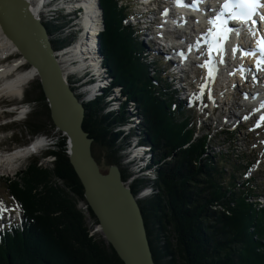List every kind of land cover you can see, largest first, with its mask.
Wrapping results in <instances>:
<instances>
[{
  "label": "trees",
  "instance_id": "1",
  "mask_svg": "<svg viewBox=\"0 0 264 264\" xmlns=\"http://www.w3.org/2000/svg\"><path fill=\"white\" fill-rule=\"evenodd\" d=\"M119 1L100 0L101 54L112 84L85 104L82 128L93 139V157L98 163L97 149L103 151L127 182L131 174L122 167L120 151L132 136L150 146L155 178L129 186L134 196L143 187L153 190L138 204L154 264H264V207L257 200L264 186H258L256 176L239 182L236 175L248 169L243 158L234 157L232 150L225 154L208 148L210 137L197 134L198 125L184 107L173 103L169 91L162 92L168 85L158 68L150 75L144 46L126 24L129 14ZM49 25L50 33H56V26ZM117 86L125 101L118 111L106 112L105 97ZM24 96L36 105L23 122L28 136L50 135L55 128L38 81L34 98L28 99L27 92ZM129 102L141 123L127 136L117 127L128 120ZM51 144L45 152L54 158L50 169L33 160L16 174L20 182L5 180L7 199L21 217L0 230V264H122L101 236L91 234L88 222L96 226L97 220L90 209L87 217L78 207L83 190L68 161L67 139Z\"/></svg>",
  "mask_w": 264,
  "mask_h": 264
},
{
  "label": "water",
  "instance_id": "2",
  "mask_svg": "<svg viewBox=\"0 0 264 264\" xmlns=\"http://www.w3.org/2000/svg\"><path fill=\"white\" fill-rule=\"evenodd\" d=\"M100 23L103 31V17ZM0 31L35 71L54 132L67 139L68 161L83 190L81 203L87 217L90 209L97 220L96 232L122 264H154L140 198L123 182L118 166L104 173L93 157V139L82 128L85 104L67 81L49 29L33 14L28 1L0 0Z\"/></svg>",
  "mask_w": 264,
  "mask_h": 264
},
{
  "label": "rangeland",
  "instance_id": "3",
  "mask_svg": "<svg viewBox=\"0 0 264 264\" xmlns=\"http://www.w3.org/2000/svg\"><path fill=\"white\" fill-rule=\"evenodd\" d=\"M54 1V0H53ZM60 2V1H59ZM129 2V1H128ZM54 4H58V2H53ZM128 5H131L128 3ZM130 7V6H129ZM74 9V8H73ZM49 10V9H48ZM56 11V10H55ZM49 14H44L43 12L41 14L42 16H52V12L48 11ZM61 10H57L56 12H53V14L61 13ZM132 12V10H128V13ZM51 13V14H50ZM64 13V12H63ZM62 14V13H61ZM76 21V20H75ZM78 25L77 23H75ZM76 33V30L74 29L69 35H74ZM65 37V36H64ZM145 41H148L145 39ZM144 45V44H143ZM10 53V54H9ZM20 56L15 53V52H10L8 51L6 55H4L3 58H0V66L6 65V64H12L15 63L16 61H19ZM60 61V60H59ZM249 61V60H248ZM246 62L247 64H250V62ZM100 63V62H99ZM76 64V63H74ZM74 64L68 65L69 69L65 68V72L68 74V82L69 84L72 85V89L75 91V93L78 95L82 96H87L91 94H97V92L102 88L105 87L106 85H111L112 84V79L108 77L107 75V70L104 69L101 66V69L98 70L99 74L96 76H92L93 73H98L97 71L89 69V68H84L80 71H84L85 69H89V75L88 78L92 81V85L90 87H84L82 90H80V85L77 84V78H75L71 70L74 67ZM90 66V65H89ZM30 68L24 63L20 67H17L16 73H21L26 70H29ZM195 78L199 79L201 82L202 81V76L203 74V68L202 66H199L195 69ZM197 72L199 73L197 75ZM15 72L12 73V75L8 76L7 79H1L0 78V86L3 84L4 81H7L8 79L14 78V75L16 74ZM228 75V74H227ZM71 76V77H70ZM78 76V75H76ZM102 76V77H101ZM105 76V77H104ZM12 77V78H11ZM100 77V78H99ZM228 77V76H227ZM97 79V80H96ZM224 81V79H221ZM234 80V78L232 79ZM37 83V77L33 78L29 82H27L24 86V91L23 94L20 97H15L12 95H5V94H0V156L1 155H6L9 153H17L20 152L19 158L15 159L12 161L10 164H3V166L0 165V208L5 209V210H16L17 207L16 205L10 200L7 199V195L5 192V180L9 179L15 182H20L19 179L16 178V174L24 171L25 167L30 164L31 161L37 160L38 161V166H40L43 169H50L51 167V162L54 160L52 157H45V152L48 150L49 145L52 146V142L56 141L57 135L54 132H51L50 135L42 134L38 135L34 139L29 137L27 132L25 131V128L23 126V117L27 115V112H31V110L36 107L34 103H32L29 100H26L24 93L27 92L28 94V99H32L35 96V86ZM111 83V84H110ZM109 87V86H108ZM97 88V89H95ZM206 86L204 87V89ZM196 89V87H195ZM94 90V91H93ZM120 87H114L112 88V94L107 97V100L111 101L114 99H119L121 101L124 100V98L121 97L120 94ZM213 90V92H212ZM93 92V93H92ZM99 93V92H98ZM212 93H213V98L212 99ZM92 96V95H91ZM217 98L218 104L216 106L218 107V111L216 114L213 115L212 113V106H214ZM203 100V105L198 106L197 108L193 109V111H189L186 113V115L190 118L193 119V122L198 125V127L201 128L199 134H207L208 132L210 133V140L213 139V135L215 131V127L219 125V119H223V108L226 105H229V97L228 98H222L219 94V91L217 90L216 86H209L208 89H205V95L200 98V96L196 99ZM107 103V102H105ZM27 104V105H24ZM117 102H113L112 105L115 107ZM24 105V106H23ZM206 109V110H205ZM132 110V107L130 108ZM28 112V113H29ZM25 113V114H24ZM205 113V114H204ZM233 113H236L233 111ZM21 118V119H20ZM229 122L235 123L236 118L232 117L230 115L227 116L226 118ZM225 119V120H226ZM245 117H242L241 122L247 128L250 126V124L246 123ZM137 120H133V124H130L128 127L124 128V132H129L127 129H131L135 124ZM245 128H242L240 130V133L235 131L233 140L230 142L229 139L224 136L220 135L219 137L214 138L215 142L220 143L224 142L225 143V148H214V152L218 153V150H220L223 153H227L228 151H233L234 157H242L243 158V167L248 164L250 167H246L249 170L246 172V174L243 176V171L240 172L241 175H236L238 176L239 182H242V180L249 179L252 176H256V183L258 184L259 187L264 186V131L257 133L254 132L253 129L250 131L246 130ZM250 128V127H249ZM245 129V130H244ZM210 130V131H209ZM212 130V131H211ZM208 131V132H207ZM245 137L246 140H245ZM38 140L41 143V147H44L40 152L37 151H29L27 154L22 155L21 153L23 152L24 149H29L26 148L27 145H31L32 142ZM241 140V141H240ZM213 142V144H215ZM240 141V142H239ZM30 144H29V143ZM28 143V144H27ZM27 144V145H26ZM35 147V142L33 143ZM26 146V147H25ZM130 146H127L124 148L122 151V154L124 156V160H122V167L123 168H129L130 170L134 171V174L132 177L135 176V171L140 168V164H138V160L134 159L135 157H138L140 153H135L131 158V161H136V164H129V158L127 157V150ZM144 152V151H143ZM97 153L99 155V166L101 170L106 173L110 165L106 162L104 158V152L100 151L97 149ZM122 154H120L121 158H123ZM133 154V153H132ZM143 159L140 158L139 161ZM124 162V163H123ZM144 164H147V157L144 155ZM153 172H147L143 177H151V174ZM154 174V173H153ZM134 179V178H133ZM133 179H129L126 183L130 184ZM8 183V182H7ZM148 192L141 194V196L147 197ZM260 201V200H259ZM78 207L85 211V206L83 204H80ZM86 212V211H85ZM83 214V213H82ZM84 215V214H83ZM16 218H13L12 216V221L14 222L18 220L19 215H15ZM85 216V215H84ZM16 219V220H15ZM9 223V222H7ZM88 228L92 229L91 234H97L101 236L100 233L96 232L95 226H92L90 222H88ZM102 237V236H101Z\"/></svg>",
  "mask_w": 264,
  "mask_h": 264
},
{
  "label": "bare ground",
  "instance_id": "4",
  "mask_svg": "<svg viewBox=\"0 0 264 264\" xmlns=\"http://www.w3.org/2000/svg\"><path fill=\"white\" fill-rule=\"evenodd\" d=\"M26 1L29 2L30 7H31V11L33 12V14H35L41 20V22L44 25H46L47 27L49 24L53 25L55 27L58 24V21H57L56 16H54V15L41 17L42 12L44 15V14H49L48 11H51L52 13L55 12V9H57V8L61 11L64 10L65 12H68V11L71 12L73 10V8H74V10L80 9L81 12L78 13V18L76 19L75 23H77L78 25H82L83 33H82V35H80L78 37L79 41L75 45L74 44L71 45L70 48H68L67 50L58 54L57 58H58V60H60V63H61L64 70H65V68L69 69L68 65L76 63V64H74V67L72 68L73 70L70 71L73 73V75H75L77 73H78V75L81 74L83 71H80V70H82L84 68H89V69L93 70L92 67L94 68L95 71L98 72L99 69H97V68H98L100 60L97 58L96 50L98 47V40H97L98 34L101 32V23H100V13L101 12H100L99 7H98V4L100 5V0H69L71 2L70 5H67L69 3V1L66 2L65 0H64V3H61L57 0H54L55 2L57 1L58 4H54L53 0H26ZM182 1H184V0H182ZM200 2L204 6H206L208 8V10L210 11L211 5H212L211 3H208L207 5H205L204 2H202L201 0H200ZM176 9L179 13L177 18H176V23H177V25H179L182 21L188 20V18H187V15L184 13L183 8L181 6L177 5ZM190 12H193L197 18L201 17V14H200L198 8H196V9L191 8ZM188 23H189V21H186L185 27L188 25ZM75 30H76V32L78 31V29H75ZM184 30H186V29L184 28ZM190 31L191 32L193 31V27H191ZM50 39L60 41L61 45L60 44L58 45V46H60L59 48L62 47L63 42L66 40L65 37L60 35L58 32L50 33ZM233 49H236L235 43H233L229 49V53H231V54L230 55L226 54V56H225L226 58H224V60L222 61L223 63L219 64V66H217V67H214V72H213L212 76H209V74H208L209 73L208 67H202L203 68V75H202V81L203 82L202 83H204V84L200 85L198 90H203L205 86H206L205 89H208L210 85L211 86H213V85L220 86L218 84V80L216 82V77H221L220 79H224V81L234 82L232 79L233 78L235 79V77H232L231 79L229 78V74L231 71H230V69H228L229 66L231 68V64L237 63L235 52H233ZM8 51L17 53V51L14 49V47L11 45V43L4 37V35L0 31V58H3L4 55H6ZM243 55L246 57V59L248 61L249 59L247 58V55L244 53H243ZM206 57H208V56L206 55ZM250 58L252 61L249 60L248 62L254 63L255 60L252 57H250ZM247 61H244L242 59V60H240V63H246ZM205 62H206V59H205ZM205 62L202 65H205L206 64ZM24 63L25 62H23L20 58L19 61H16L15 63L0 66V78L1 79H7V77L12 75V73H14V72L16 73L17 67H20ZM64 73L66 74V76L68 78V74H67L68 72L66 73L64 71ZM236 74H238V73H236ZM73 75H71V76H73ZM92 76H96V73H94ZM33 78H36V75H35V71L32 68H30L29 70H26L24 72H21V73H16L14 75V78H12L10 80L8 79L7 81L3 82V84L0 86V94H5L6 96L12 95L15 97H20L23 94L25 84L27 82H29L30 80H32ZM261 86L264 87V83H261ZM95 89H97V88H95ZM226 89H229L230 91L234 92L236 89V84L233 83L231 86H227ZM91 95H93V94H91ZM255 96L248 98L252 105H255L258 102V100L263 99V96L261 94V89L258 90V95H255ZM211 98L214 99L213 96ZM244 102L245 101L242 98L241 103L243 104ZM250 107H254V106H250ZM25 117L26 116H24L23 118H25ZM226 121H227V119H226ZM54 133L57 135V138H60V135L58 136L56 131ZM34 142H35V147L33 144ZM34 142H32L31 145L27 146L26 148L29 147V149H24L21 154L22 155L27 154L29 151H35V153H37V151L40 149L41 143L38 140H36ZM19 153L20 152H17V153L13 152V153H9L6 155H1L0 156V165L3 166V164L12 163V161L19 158L18 157L20 155ZM140 155L141 154H139V156ZM85 208H86V206H85ZM85 211L87 212V208L85 209ZM9 212H11V213L16 212L20 216V212H19L18 208L16 210H11V211L9 210Z\"/></svg>",
  "mask_w": 264,
  "mask_h": 264
},
{
  "label": "snow or ice",
  "instance_id": "5",
  "mask_svg": "<svg viewBox=\"0 0 264 264\" xmlns=\"http://www.w3.org/2000/svg\"><path fill=\"white\" fill-rule=\"evenodd\" d=\"M177 5L184 6L182 0H175ZM195 2H200V0H195ZM264 7V2L262 0H224V3L220 7L219 11L213 18L208 20L211 27L208 29L205 35V40L208 42L209 54L213 51L223 54V42L226 40L228 34L233 31L232 28L228 26L229 21L239 20L243 23L251 21L252 25L255 26L256 21L253 17L257 14L259 8ZM260 19L264 21V15L260 16ZM257 48L261 57H264V39L257 41ZM236 49H233L235 52ZM246 55H254V53H244ZM222 62V61H221ZM260 64H264V59H259L257 61V67ZM202 67H208L209 76L213 75L214 66H212L211 61L206 62ZM264 120V116L260 117Z\"/></svg>",
  "mask_w": 264,
  "mask_h": 264
},
{
  "label": "built area",
  "instance_id": "6",
  "mask_svg": "<svg viewBox=\"0 0 264 264\" xmlns=\"http://www.w3.org/2000/svg\"><path fill=\"white\" fill-rule=\"evenodd\" d=\"M29 3V2H28ZM29 6H30V4H29ZM31 8V7H30ZM61 137V136H60Z\"/></svg>",
  "mask_w": 264,
  "mask_h": 264
}]
</instances>
